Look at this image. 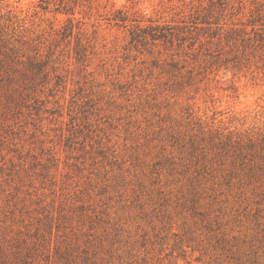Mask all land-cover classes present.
<instances>
[{
	"label": "rangeland",
	"instance_id": "rangeland-1",
	"mask_svg": "<svg viewBox=\"0 0 264 264\" xmlns=\"http://www.w3.org/2000/svg\"><path fill=\"white\" fill-rule=\"evenodd\" d=\"M4 3L0 232L264 264V0Z\"/></svg>",
	"mask_w": 264,
	"mask_h": 264
},
{
	"label": "trees",
	"instance_id": "trees-1",
	"mask_svg": "<svg viewBox=\"0 0 264 264\" xmlns=\"http://www.w3.org/2000/svg\"><path fill=\"white\" fill-rule=\"evenodd\" d=\"M6 6L4 0H0V71L8 70L10 62L16 57L14 47L9 45V40L5 37V27L14 30L18 16ZM125 15L126 13L122 12L121 17ZM137 29H141L139 25ZM155 29L157 26L152 28V30ZM161 29H163L162 26ZM170 34L173 33L169 32ZM166 36L167 33L163 32L157 35V37L165 38ZM32 63L34 62L30 61V64ZM35 238L34 240L27 235L7 236L0 232V264H116L103 245L98 244L93 238H86L80 243L69 236L56 240L53 244L45 243V237L42 234ZM214 238L218 247L225 249L226 236L215 234ZM134 261L125 264H146L145 258H141L140 262L134 263ZM236 262V264H244L239 260Z\"/></svg>",
	"mask_w": 264,
	"mask_h": 264
}]
</instances>
